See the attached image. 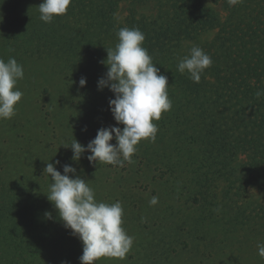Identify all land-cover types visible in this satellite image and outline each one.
Masks as SVG:
<instances>
[{"label":"trees","instance_id":"trees-1","mask_svg":"<svg viewBox=\"0 0 264 264\" xmlns=\"http://www.w3.org/2000/svg\"><path fill=\"white\" fill-rule=\"evenodd\" d=\"M41 2L0 0V59L14 57L24 69L16 87L29 92L53 69L72 82L98 81L119 29H139L168 77L172 108L153 121L156 139L146 146L178 186L170 200L193 198L219 242L226 231L230 247H218L216 264H264L256 247L264 243V95H255L264 89V0H72L51 23L39 18ZM192 45L213 61L198 84L177 71ZM1 134L0 127V264H80L82 243L47 199L49 180L5 154ZM149 246L157 247L156 263L181 250L171 239ZM95 264L137 263L105 257Z\"/></svg>","mask_w":264,"mask_h":264},{"label":"rangeland","instance_id":"rangeland-1","mask_svg":"<svg viewBox=\"0 0 264 264\" xmlns=\"http://www.w3.org/2000/svg\"><path fill=\"white\" fill-rule=\"evenodd\" d=\"M53 71L40 75L38 86L29 92L17 87L23 96L16 105V114L11 119H0L5 154L20 159L24 172L29 168L36 169V174L50 183L51 178L44 171L46 164L59 160L60 164L55 166L61 174L62 165L69 164L76 169L75 174L85 179L94 190L98 202L112 204L120 201L124 210L122 227L134 237V243L126 259L111 260L137 264H150L151 261L153 264H216L218 247L221 245L223 253L230 247L226 231L222 230V241L219 242L221 234L217 235L216 229L209 228L208 217L202 215L198 218L193 198L175 194L174 201L170 200L169 189L173 192L178 186L167 181L170 178H166L167 168L163 165L159 168L156 154L146 146L148 140L137 145L133 163L125 162L122 167L90 164L86 158L90 155L88 152L78 162L71 160L72 150L64 146L70 145L73 137L86 146L95 138L98 129L109 126L122 129L123 125H116L109 110L108 102L114 95L107 87L98 90L97 81L87 80L86 85L80 87V78L72 82L62 72ZM110 143L115 144V139ZM69 175L73 178L72 174ZM153 196L158 197L156 205L149 204ZM189 214L195 221L187 220ZM157 221L161 224L159 229ZM150 223L153 226H149ZM156 231L161 234L156 235ZM160 236L162 240L158 241ZM168 239L181 250L170 259L163 255L156 263L157 247L149 246V243L160 244ZM227 259L228 256L226 262Z\"/></svg>","mask_w":264,"mask_h":264},{"label":"clouds","instance_id":"clouds-1","mask_svg":"<svg viewBox=\"0 0 264 264\" xmlns=\"http://www.w3.org/2000/svg\"><path fill=\"white\" fill-rule=\"evenodd\" d=\"M72 0H42L38 5L40 20L51 23L55 17L66 15ZM230 6L242 3V0H227ZM2 22V17H0ZM118 43L115 48L107 49V58L101 61L107 71L97 81L98 90L105 87L114 95L109 99V110L116 125L97 130L95 138L86 146L74 137L70 145L73 162H78L85 152L89 163H105L123 166L133 163L132 157L142 140L154 142L158 121L162 113L172 108L168 96V77L152 61L143 42L144 34L137 28H120L117 32ZM213 61L205 51L192 45L187 55L177 64V71L185 72L194 83L201 81L205 70ZM24 77V69L14 57L7 61L0 59V119H11L16 114V105L23 93L16 87ZM86 85L81 77L79 86ZM256 97L264 95V89H258ZM86 131V128L83 129ZM115 139L116 143L110 141ZM60 164L47 163L44 171L51 178L47 199L53 204L58 218L65 229L82 243L80 264H95L101 258L124 260L130 252L134 237L122 227L124 210L120 201L108 204L95 199L94 190L85 179L76 175V169L69 164L62 165L63 174L56 170ZM73 178H70V175ZM158 197L153 196L149 204L156 205ZM52 219L51 213H45ZM257 254L264 258V243L257 244Z\"/></svg>","mask_w":264,"mask_h":264}]
</instances>
